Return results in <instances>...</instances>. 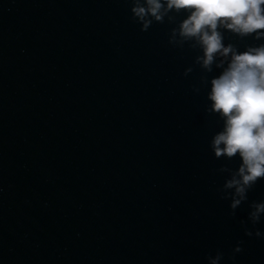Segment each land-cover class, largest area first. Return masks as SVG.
Here are the masks:
<instances>
[{
  "label": "water",
  "instance_id": "water-1",
  "mask_svg": "<svg viewBox=\"0 0 264 264\" xmlns=\"http://www.w3.org/2000/svg\"><path fill=\"white\" fill-rule=\"evenodd\" d=\"M132 3L0 0V264H264V179L231 209L239 159L208 143L220 69L179 14L142 30Z\"/></svg>",
  "mask_w": 264,
  "mask_h": 264
},
{
  "label": "clouds",
  "instance_id": "clouds-1",
  "mask_svg": "<svg viewBox=\"0 0 264 264\" xmlns=\"http://www.w3.org/2000/svg\"><path fill=\"white\" fill-rule=\"evenodd\" d=\"M130 12L142 30L153 20L179 14L173 33L199 45L197 59L205 69L211 70L214 64L220 69L210 78L206 110L220 118L221 126L208 143L215 157L239 159L223 181V187L232 192L230 208L235 210L248 200L257 181L264 179V44L238 50L224 42L221 29L264 37V0H134ZM249 216L258 223L264 217V201H253ZM245 233L253 235L247 229ZM255 235L264 237V231L258 229ZM240 250L241 242L232 252ZM223 256L217 249L206 259L221 264Z\"/></svg>",
  "mask_w": 264,
  "mask_h": 264
}]
</instances>
